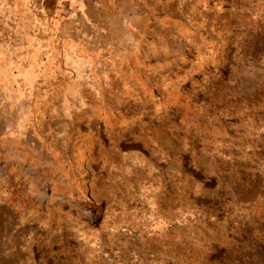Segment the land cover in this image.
I'll return each mask as SVG.
<instances>
[{"label": "rangeland", "instance_id": "1", "mask_svg": "<svg viewBox=\"0 0 264 264\" xmlns=\"http://www.w3.org/2000/svg\"><path fill=\"white\" fill-rule=\"evenodd\" d=\"M0 264H264V0H0Z\"/></svg>", "mask_w": 264, "mask_h": 264}]
</instances>
